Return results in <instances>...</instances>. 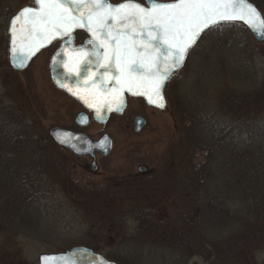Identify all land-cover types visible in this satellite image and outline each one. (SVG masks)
<instances>
[{"label":"rangeland","instance_id":"rangeland-1","mask_svg":"<svg viewBox=\"0 0 264 264\" xmlns=\"http://www.w3.org/2000/svg\"><path fill=\"white\" fill-rule=\"evenodd\" d=\"M110 1L119 4L125 0ZM136 2L144 3V0ZM28 6H34L33 0H0V100L11 106L14 111L11 114L15 115L10 121L5 119L9 113L0 111L1 121L3 118L4 123L14 127L25 124L41 149L39 154H33L23 137L19 138L21 144L25 143L22 146L15 148L9 140L5 143L15 154L2 164L0 161V177L6 169L13 170L6 184L0 182V196L9 195L7 202L0 203L6 211L0 209V227L4 229L0 230V264H39L42 254L88 245L119 264H264V199L251 202L246 208L239 202L238 193L234 194L248 185L252 195L264 194V170L261 175L252 176L249 184L239 180L242 184L237 183L230 191L235 200L218 207L220 215L214 218L206 213L199 231L169 227L167 231L172 238H160L164 224L173 223L180 216L182 194L189 189L182 177L187 169L176 168L169 162L174 160L173 156L182 157L186 146L176 103L187 102L189 108L195 107L224 120L218 114L217 96L225 79L222 73L219 78L220 73L212 69L218 73L232 60L237 69L244 65L246 60L240 53L228 50L247 35L253 47L251 67L255 71V84L261 91L264 89V43H258L244 26L246 34L238 32L240 29L236 34L230 33V44H227L228 33H210L203 37L197 52H192L181 74L169 83L165 111L151 109L143 100L130 99L123 115L113 116L106 125L92 120L87 128L80 129L74 118L85 109L56 88L51 80L50 58L57 45L40 54L24 72H16L10 66L9 23ZM238 86L237 90H241L242 84ZM255 93L256 110L248 117L251 131L237 134V138L248 139L249 143L264 149V98L257 101ZM137 116L147 120L139 133L134 131ZM54 127L84 132L93 140L107 134L114 141L113 151L106 158L98 159L99 172L94 173L86 168L91 164L89 160L78 159L52 142L48 133ZM140 168H146V173H140ZM26 172L42 178L43 191L34 203L27 204L19 220L12 219L10 227L11 214L6 205H23L22 196L28 199L20 185ZM222 179L221 176L217 181L224 191ZM141 209H144L146 224L134 212L139 210L138 215H142ZM259 237L262 238L258 241ZM240 239H243L241 247L237 246ZM248 239L252 241L247 247L244 240ZM239 251L243 255L240 261Z\"/></svg>","mask_w":264,"mask_h":264},{"label":"snow or ice","instance_id":"snow-or-ice-1","mask_svg":"<svg viewBox=\"0 0 264 264\" xmlns=\"http://www.w3.org/2000/svg\"><path fill=\"white\" fill-rule=\"evenodd\" d=\"M35 3L37 7L23 8L10 23L12 66L24 69L42 47L62 40L64 47L52 64L66 69L69 77L75 75L74 83L84 88V94L68 90L100 119L99 105L116 103L121 110L125 91L145 96L150 104L163 108L166 82L183 66L189 49L206 29L243 22L264 36V14L250 0H146L147 6L136 0L119 4L110 0ZM76 29L89 33L84 46L72 47ZM58 83L67 87L65 82ZM84 255L44 256L42 261L79 264ZM89 260L91 264H108L102 258Z\"/></svg>","mask_w":264,"mask_h":264},{"label":"trees","instance_id":"trees-1","mask_svg":"<svg viewBox=\"0 0 264 264\" xmlns=\"http://www.w3.org/2000/svg\"><path fill=\"white\" fill-rule=\"evenodd\" d=\"M250 1L256 4L261 12L264 11V0ZM238 29H240L238 32H244L246 34V29L239 24H224L211 30L208 34L213 32H226L228 33L226 37L228 35L230 37V35L237 32ZM231 41L232 37L227 39V44H230ZM236 43L239 44H233L228 51L240 53L241 58L246 60L245 64L237 69L235 62L232 60L230 61V65L221 68V71L218 73L215 68L212 69L216 74L220 73L217 75L218 77L221 76L222 73L224 75L223 79H225L220 87L221 93L219 92L217 96V100H219L220 104L218 114L220 117L224 118V120L220 121L215 118V116L208 115L201 110H196L195 107L189 108L187 102L183 103V101H178L175 105L180 112V121L183 126V138L186 146L182 157L177 158L173 156L174 160H170L169 162L176 168L180 169L184 166L187 169L186 174L182 177L184 178L183 183H185L189 189L182 194L180 216L174 221L175 223L171 222L169 224V222H167L164 224L162 227L164 234L160 235V238H169V240L172 238L167 231L169 227L177 230L179 226H181L182 230L199 231L206 217V213H209L214 218L216 214L220 215V209H218V207L229 204V200L232 199L233 196L230 191L236 188V185H238L237 183L242 184L239 180L244 179L248 182L246 184H249L252 176H259L262 174L261 170H264V149L260 145L255 146L251 144V142L249 143L248 139L239 141L237 138V134H243V132L248 134L249 130L251 131L248 127L250 124L248 117L256 110V103L253 102V94L255 91L250 90L254 89L257 91L255 97L257 101H259L260 98H264V89L262 87L261 91H259L260 88L255 84V71L253 67H251L253 65V61L251 60L253 47L250 38L246 35L241 42ZM198 47L193 52H197ZM229 56L231 57L232 54ZM237 70L239 76H237ZM239 83L242 84L241 90H237ZM246 88L251 89L247 90ZM3 110H5L6 114L9 113V116L5 119L10 121H13L11 120L12 117L15 119V115L13 116L11 114L14 112L13 108L0 100V111ZM1 113L2 112H0V115L3 117ZM1 116L0 132L4 135L0 137L1 164L5 159H12L11 157L15 154L13 148L5 144L7 140L16 148L25 144L24 142L23 144L19 142L21 141L19 138L23 137L28 141L26 146L29 145L32 148L33 154H39L37 152L41 150L40 145L26 125L21 123L20 126L14 127L12 124L4 123L3 118L1 121ZM234 122H236V124H234ZM212 127H215L214 131H212ZM16 169L18 170L19 168ZM29 172L32 173L30 170ZM11 173H13L11 167L1 173L0 182L6 184L9 181ZM30 173L26 172L25 176L20 180V185L24 189L23 193L25 194V198L28 199H23L24 197L20 195L23 200V205H6V208L11 214V220L8 223L10 227L11 223H13L11 222L12 219L17 218L19 220V216L23 213V209L27 204L34 203L36 198H38L39 194L43 191V189H41L43 186L40 185L43 182L42 178L35 177ZM220 175L223 177L222 182L225 184L224 191L220 190L218 186L219 177L221 178ZM248 186H242V188L238 189L239 192H234V194L238 193L239 202L243 203V207L246 206V208H249L251 202L257 203L258 199H264V194L252 195ZM145 192L149 194V190ZM6 198L9 199L8 194L6 196H0V201L4 200L0 203L7 202ZM1 205L0 209L4 212L5 205ZM134 212L137 216H140L143 224H146L144 209L140 210L142 215H138L139 210ZM225 212H227L226 208ZM143 228H145L144 225ZM0 230L4 229L0 227ZM261 238L262 237H259L257 240L259 241ZM240 240L241 241L237 243L239 247H241L243 239ZM251 241V239L244 240L246 243L245 246H250ZM255 241L253 244L256 243ZM87 248L94 250L91 245H88ZM237 254L239 256V258L237 257L238 261L242 260L241 258L243 255L240 251ZM245 254H247V252Z\"/></svg>","mask_w":264,"mask_h":264},{"label":"water","instance_id":"water-1","mask_svg":"<svg viewBox=\"0 0 264 264\" xmlns=\"http://www.w3.org/2000/svg\"><path fill=\"white\" fill-rule=\"evenodd\" d=\"M33 2H34V6H28V7H37V5L35 3V0H33ZM251 3L258 9V7L256 6V4H254L253 2H251ZM142 4H145V6H147L146 0H144V3H142ZM22 10H20L16 15H18ZM16 15H14L11 18L10 23H11L12 19ZM10 23H9V28H10ZM236 24H240V25L245 26L250 31V33L252 34V36L254 37V39L258 43H264V36H260L259 34L253 32L248 27V25L244 24L243 22H238ZM222 25H224V24H222ZM17 26L19 27V24ZM9 28H8V35H9V46H8L9 63H10V66L12 67V69L14 71H16V72H23V71L27 70L28 67L30 66V64L32 63V61L42 51H44L45 49L49 48L54 42H56V41H62L60 39H56V40H53L50 44H47L46 46L42 47L28 61L27 66L24 69L21 70V69L14 68L12 66V63H11V52H10L11 38H10ZM212 29H214V28L206 29L203 33H201L200 38L189 49L188 54H187V56H186V58L184 60L183 66L181 68H179L176 71L175 74L181 72L184 69V67H185V65L187 63V60L189 58L190 53L197 47L198 43L201 41V39L203 38V36L205 34H207L209 31H211ZM78 32H84V33L87 34L88 37L85 40V42H84L83 45L76 46L75 45V41H76L75 34L78 33ZM73 36L75 37V39L73 41L72 47H81V46H84L86 44L87 40L90 38L89 33L86 30H84V29H76L75 32L73 33ZM62 47H64V42L63 41H62V45H61V47L59 48L58 51H60ZM69 51H71V50H69ZM50 70H51L52 80H53L54 84L59 89L65 91L68 95H70L71 97H73L74 99H76L77 101H79L86 110H88L89 112L92 113L93 120L96 123L100 124V125H106L109 122V120H110V118H111L112 115H123L125 113L126 109H127V103H128V98L129 97L130 98H134V99H142L143 101H145V103L149 107H152V108L157 109L159 111H165L166 108H167V106H168L167 100L165 98V89H166L167 84L169 83V81L172 78L168 82H166L165 87L163 89V95H164V98H165V106L163 108H158V107L154 106L153 104H150L145 96L132 95L130 92L125 91L123 93L124 106L121 108V110H119V111L117 110L118 105L116 103H112L111 105H109V104H100L99 105L101 107L100 116L103 117V119H100V118H98L97 113H96V111L93 108H89L83 102V100H81L80 98H78V96L72 95V93L68 90L69 88H72L74 91H78L81 95L84 94V88L83 87L77 88V86L74 83V81L76 79L75 75H72L71 77H69V74H68V72H67L66 69L54 67L53 64H52V59H51V63H50ZM101 71H102V69H101ZM58 81L65 82L67 84V87H61L60 86V83H58ZM82 83H86V82L82 81ZM107 86L108 87H111V84L109 83ZM85 117L87 118L86 120L84 119ZM90 122H91L90 117L86 113H83L82 112V113H79L77 115L76 123H78V125L80 127H87L90 124ZM145 126H146V119L144 117L138 116V117L135 118V120H134V131L136 133L141 132L142 129ZM68 134H71V135H68ZM49 136L55 142V144L57 146L65 149V150L70 151L72 154H74L77 157H89V156H91L92 158L95 159L96 158V154H100L103 157H107V156H109L112 153L113 147H114L113 139L109 135H104L101 139L95 141V140L91 139V137H89L88 135H86L84 133H77V132H73V131H70V130L63 129V128L54 127V128H52V129L49 130ZM62 140L63 141H67V142L62 143L61 142ZM91 168H92V170L94 172H98V170H99V167L97 166L96 162H93V164L91 165ZM144 169L146 170V168H140L139 171L142 172ZM73 253H84L85 254L83 256V258L79 260V264H91V261L89 260V257H92L93 259H95V258H102V259L106 260L108 262V264H117L115 262H112V261L108 260L102 254L97 253L94 250L89 249V248H86V247H74V248H72L70 250H67L65 252L58 253V254H42L39 257L38 262H39V264H45V262L42 261V257H44V256H68V257H71L73 255Z\"/></svg>","mask_w":264,"mask_h":264},{"label":"flooded vegetation","instance_id":"flooded-vegetation-1","mask_svg":"<svg viewBox=\"0 0 264 264\" xmlns=\"http://www.w3.org/2000/svg\"><path fill=\"white\" fill-rule=\"evenodd\" d=\"M80 33H77L76 34V41H75V45L76 46H79V45H82L83 43H84V40L86 39V34L85 33H81L82 34V37H84L83 38V40L81 41V40H78V35H79ZM54 45H57L56 47H55V50H54V53H53V55L51 56V58H50V62H51V59H52V57L56 54V52L58 51V49L61 47V45H62V41H58V42H55L52 46H54ZM52 46H50L48 49H46V50H44L42 53H44V52H46L47 50H49V49H51L52 48ZM41 53V54H42ZM51 75V74H50ZM60 91H62V90H60ZM62 92H64V91H62ZM65 93V92H64ZM66 94V93H65ZM67 95V94H66ZM166 98H167V95H166ZM73 100H74V98H72ZM75 101H77V100H75ZM78 102V101H77ZM150 108V107H149ZM151 109H153V108H151ZM79 114V113H78ZM77 114V115H78ZM77 115L75 116V118H74V123L77 125V127L78 128H80L81 129V127L78 125V123H76V118H77ZM90 125V124H89ZM88 127V126H87ZM87 127H83V128H87ZM63 128V127H62ZM82 128V129H83ZM65 129H68V128H65ZM68 130H70V131H73V132H79V131H75V130H73V129H68ZM84 133V132H83ZM68 153H70L69 151H68ZM71 155H73L72 153H70ZM104 159V158H106V157H102V156H100V155H97L96 156V158L94 159V158H92L91 156L90 157H78V159H82V160H89L90 162H91V164L93 163V162H96L97 163V165H98V159ZM90 164V165H91ZM90 165H86V168L87 169H89V170H91L92 172H93V170H92V168L90 167ZM99 166V165H98ZM99 172V171H98ZM97 172V173H98ZM140 173H146L145 172V170H143L142 172H140Z\"/></svg>","mask_w":264,"mask_h":264}]
</instances>
